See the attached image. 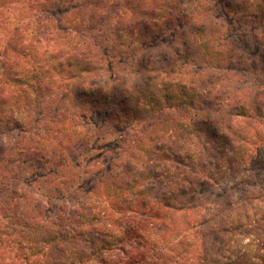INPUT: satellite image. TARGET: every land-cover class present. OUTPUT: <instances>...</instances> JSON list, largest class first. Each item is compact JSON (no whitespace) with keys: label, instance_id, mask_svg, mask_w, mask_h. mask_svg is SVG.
<instances>
[{"label":"trees","instance_id":"trees-1","mask_svg":"<svg viewBox=\"0 0 264 264\" xmlns=\"http://www.w3.org/2000/svg\"><path fill=\"white\" fill-rule=\"evenodd\" d=\"M230 16L264 25V0H0V264H264V187L219 216L196 198L264 164V79L241 84L264 39L239 57ZM99 54L136 76L107 79ZM54 90L67 112L98 114L121 154L52 210L21 170L49 171V186L72 173L77 130L61 145L32 132V97L41 109Z\"/></svg>","mask_w":264,"mask_h":264},{"label":"rangeland","instance_id":"rangeland-1","mask_svg":"<svg viewBox=\"0 0 264 264\" xmlns=\"http://www.w3.org/2000/svg\"><path fill=\"white\" fill-rule=\"evenodd\" d=\"M183 10L188 14L192 13V8L186 5H184ZM235 18L233 16L228 17L226 24L227 27L230 24L233 25L236 30L224 31L223 36L233 37V34L237 33L240 40H244V42L237 44L235 47L239 57L246 59L255 58L259 46L254 41L252 34H259L264 39V25L261 22ZM171 41V36H168L167 40H165L167 43ZM97 58L101 73L107 76V79L112 73L115 75L126 74L131 79L136 76L134 68L128 67L126 63L121 65L113 58V60L105 59L101 54L97 55ZM183 61L181 60L180 64H183ZM244 76V80L243 78L241 79V84L251 91L256 90L259 82L264 79V66L260 67L259 72H247ZM52 93L55 94L51 97L55 96L57 91L54 90ZM30 103L32 132L49 136L48 140L52 145L54 143L61 145V141L64 140L67 132H75L77 130L76 138L78 142L71 149L72 153L69 155L71 165L69 168H71L72 173L65 180L59 181L56 179L55 185H57L49 186L50 179L48 176L50 172L43 171L38 166L29 164L28 168L31 167V173L25 175L27 169H22L23 174L21 177L23 180H21V183L27 181L33 184L38 194L54 196L51 203L52 210L58 206L69 205L77 200H82L89 192L92 184L106 175L110 165L121 154V150L116 149L117 146H121L116 144L119 138L115 135H107L108 130L105 129L104 121L98 114L84 113L80 109H71L72 111L67 112V108L71 107L72 103L62 102V105L59 97L55 96L53 101L48 98L41 109L37 107L39 101L34 102L33 97ZM63 129L66 130V133L63 132ZM7 131L10 130L0 127V140L5 138ZM112 132L115 134L114 129ZM251 170L253 171L252 174L248 169L240 166L233 171L224 172L221 176L222 178H219L216 184L199 190L196 198L203 200L207 204V209L214 210V213L219 216L220 211L224 210L223 212H226L232 206L241 204L244 201L247 190H252L255 187H264V164L257 160L253 162ZM42 175L47 177L37 181L38 177ZM56 191H58L57 195Z\"/></svg>","mask_w":264,"mask_h":264}]
</instances>
